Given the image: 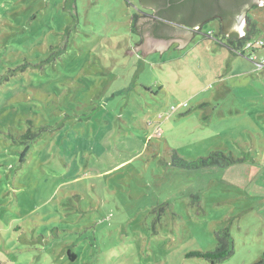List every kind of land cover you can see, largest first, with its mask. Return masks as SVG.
I'll return each mask as SVG.
<instances>
[{
	"label": "rangeland",
	"instance_id": "1",
	"mask_svg": "<svg viewBox=\"0 0 264 264\" xmlns=\"http://www.w3.org/2000/svg\"><path fill=\"white\" fill-rule=\"evenodd\" d=\"M147 11L0 0V264H254L264 253V67L248 49L232 54L224 40L237 35L216 20L185 47L142 54L131 19ZM248 15L264 39V4ZM215 151L232 162L172 158ZM221 229L229 256H187L213 251Z\"/></svg>",
	"mask_w": 264,
	"mask_h": 264
},
{
	"label": "trees",
	"instance_id": "2",
	"mask_svg": "<svg viewBox=\"0 0 264 264\" xmlns=\"http://www.w3.org/2000/svg\"><path fill=\"white\" fill-rule=\"evenodd\" d=\"M140 2L142 6L149 3V6H153L152 8L155 9L162 6V8L158 10V17H160L158 22L160 27L156 28L154 35L165 39L169 38L168 34L174 30L175 25L188 27L196 31L201 29L203 23L211 20L219 22V30L221 32V29L224 27V22L239 14L241 7L244 4V0H140ZM254 7L256 6L254 5ZM206 11L211 13L204 14ZM138 17L139 15H134L131 19V32L133 35L137 34V37L131 38L132 40L134 39V46L140 41L137 39L140 36L138 35L136 26ZM247 19L249 26L243 36H236L235 38L226 36L227 40H224V45L227 46L234 55L243 54L244 50L247 49L244 45L252 40H255L254 35L258 31L256 22L252 21L249 15ZM130 29H126V31L131 34ZM261 48H264V46ZM172 158L173 161L176 162L175 165L183 168H208L213 166H224L232 162L231 159L225 161L227 158L220 151L212 152L209 156L199 157L197 160L193 161H186L179 157L175 152L172 155ZM215 235L217 241L216 247L213 251H191L187 254V256L203 258L211 263L219 262L229 256L232 253L231 237L229 233L227 230L221 229L215 232ZM69 258L74 260L75 254L69 251ZM254 264H264V253Z\"/></svg>",
	"mask_w": 264,
	"mask_h": 264
},
{
	"label": "water",
	"instance_id": "3",
	"mask_svg": "<svg viewBox=\"0 0 264 264\" xmlns=\"http://www.w3.org/2000/svg\"><path fill=\"white\" fill-rule=\"evenodd\" d=\"M140 1V0H139ZM258 4H264V0H254ZM141 3V2H140ZM155 13V12H154ZM211 12L206 11L204 14H210ZM246 12H243L241 16L239 14L235 15L234 18L229 19L228 21L224 22V27L221 29L222 32L230 34V35H240L244 29L246 30V27L244 28V23L242 21L243 15H245ZM238 19L237 23L235 20ZM147 20L143 16H139L136 21V26L138 32L141 33V38L139 39V43L135 45V48L140 47V50H143L144 54L148 50L152 49H159L161 50L164 48L170 41L179 39L180 42L177 45L180 46L183 44L187 38L192 33L191 31L182 29L180 27L174 26V30H172L168 36L169 38H162L157 37L156 35H153L150 31L147 30Z\"/></svg>",
	"mask_w": 264,
	"mask_h": 264
},
{
	"label": "flooded vegetation",
	"instance_id": "4",
	"mask_svg": "<svg viewBox=\"0 0 264 264\" xmlns=\"http://www.w3.org/2000/svg\"><path fill=\"white\" fill-rule=\"evenodd\" d=\"M243 3H242L243 6L241 7V11L239 13V16H241V14L243 12H246V14L243 15L242 21L244 23V28L247 25V28H246V30H247L248 29V22H247L248 21V19H247L248 12L254 7V5L257 6L258 3L255 2L254 0H244ZM149 5H150L149 3L147 5H145V8L146 9H151V12H148V11L147 12H144V13H142L141 16H143L147 20V24H148L147 25V30L150 31L154 35V31L156 30V28L157 27H160L159 22H158V20L160 19V17H158V10L160 8H162V6L157 7V9H155V8H152L153 6H149ZM235 21L237 23H240L241 22V21L238 22V19H236ZM188 29H190V28H188Z\"/></svg>",
	"mask_w": 264,
	"mask_h": 264
},
{
	"label": "built area",
	"instance_id": "5",
	"mask_svg": "<svg viewBox=\"0 0 264 264\" xmlns=\"http://www.w3.org/2000/svg\"><path fill=\"white\" fill-rule=\"evenodd\" d=\"M264 46V40L263 39H255L252 40L244 45V47H247L249 50L248 57L253 60L258 67H264V58L258 59L257 58V53L261 47Z\"/></svg>",
	"mask_w": 264,
	"mask_h": 264
},
{
	"label": "crops",
	"instance_id": "6",
	"mask_svg": "<svg viewBox=\"0 0 264 264\" xmlns=\"http://www.w3.org/2000/svg\"><path fill=\"white\" fill-rule=\"evenodd\" d=\"M186 29H188V28H186ZM189 31H191L192 33L190 34V36L187 38V40L182 44V45H180V47H185L186 46V44L188 43V42H190V40H191V37L194 35V33H195V31L193 30V29H188ZM138 35H140L137 39L139 40L140 39V37H141V34H140V32H138ZM179 42H180V40L179 39H175V40H172V42L170 43L169 42V44L167 45V46H165L164 47V49H161V50H159V49H156V50H153V51H151V52H155V51H157V50H159L160 52L162 51V52H164L166 49H168L169 47H170V45L172 44V43H178L179 44ZM138 49H140V47H138ZM138 51V50H137Z\"/></svg>",
	"mask_w": 264,
	"mask_h": 264
}]
</instances>
